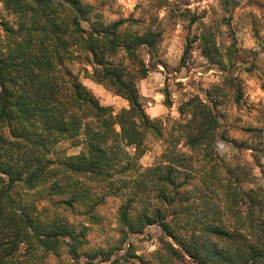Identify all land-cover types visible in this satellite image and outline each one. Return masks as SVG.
Listing matches in <instances>:
<instances>
[{
    "label": "trees",
    "instance_id": "1",
    "mask_svg": "<svg viewBox=\"0 0 264 264\" xmlns=\"http://www.w3.org/2000/svg\"><path fill=\"white\" fill-rule=\"evenodd\" d=\"M0 3V264H264V189L248 187L254 167L240 154L264 157V128H241L246 141L222 131L229 92L242 99L230 73L248 52L223 50L203 24L185 54L199 42L228 88L190 98L179 120L152 119L138 84L159 65L157 18L109 22L115 0ZM75 64L128 108L102 105ZM220 139L239 152L228 162ZM150 140L163 151L145 167ZM151 227L159 247L138 255L134 240Z\"/></svg>",
    "mask_w": 264,
    "mask_h": 264
},
{
    "label": "rangeland",
    "instance_id": "2",
    "mask_svg": "<svg viewBox=\"0 0 264 264\" xmlns=\"http://www.w3.org/2000/svg\"><path fill=\"white\" fill-rule=\"evenodd\" d=\"M236 1L237 8L232 10L229 7V11L223 6L222 0H115L113 10H106L109 22L130 17H153L158 19L164 31L158 55L153 60L159 62V65L153 67L149 76L138 84L146 112L152 119L179 120V108L190 98L199 96L206 100V92L213 86L228 88L227 73L219 66L212 65L202 55L199 42L193 43L189 53L185 54L187 45L201 33L203 24H209L214 26L218 45L223 50L235 45L248 52L246 61H241L230 73L238 78L242 99L240 103H234L233 91L229 92V106L225 109L227 118L223 121L222 131L227 132L231 138L246 141L251 137L242 132L241 128H264V0ZM4 16L6 13L0 3V22ZM196 18L198 21L193 25L192 20ZM143 55L147 63H150L151 56L146 51H143ZM72 69L102 105L111 106L116 112L128 108L124 99L88 79L83 66L75 64ZM149 142L151 149L141 160L145 167L157 164L163 151L158 142ZM61 148L70 155L80 152V148H73L71 142L63 143ZM180 150L188 154L183 145ZM217 150L227 162L239 153L232 144L222 139L217 143ZM240 154L244 163L254 167L256 184L248 187L264 189V157L253 151ZM113 214L115 209L109 212L112 217ZM158 236L159 229L151 227L144 236L135 238L138 255L154 253L159 247Z\"/></svg>",
    "mask_w": 264,
    "mask_h": 264
}]
</instances>
